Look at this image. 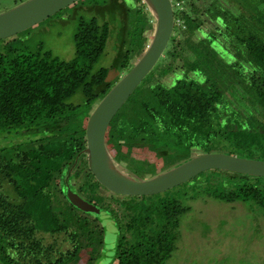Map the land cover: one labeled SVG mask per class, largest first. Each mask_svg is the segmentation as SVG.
<instances>
[{"label": "trees", "instance_id": "16d2710c", "mask_svg": "<svg viewBox=\"0 0 264 264\" xmlns=\"http://www.w3.org/2000/svg\"><path fill=\"white\" fill-rule=\"evenodd\" d=\"M113 2L125 7L130 36L141 25L140 37L131 39L136 44L109 67L96 68L110 28L95 18H79L71 60L42 44L21 48L19 33L0 41V140L14 143L0 146V264H167L181 218L198 200L240 203L257 213L254 219L264 218V177L209 170L175 189L136 197L96 181L85 153L86 115L133 68L131 55L145 52L155 30L142 0ZM172 5L174 30L150 72L155 83L145 82L109 124L111 157L141 178L208 153L264 161V0ZM77 94L81 103L74 105L69 100ZM67 189L101 213L85 197H114L112 244L102 216L74 207Z\"/></svg>", "mask_w": 264, "mask_h": 264}, {"label": "rangeland", "instance_id": "374dc122", "mask_svg": "<svg viewBox=\"0 0 264 264\" xmlns=\"http://www.w3.org/2000/svg\"><path fill=\"white\" fill-rule=\"evenodd\" d=\"M26 1L0 0V13ZM125 7L132 8V5L126 1ZM125 7H119L113 0H80L75 7H68L19 33L20 47L35 49L39 44H42L54 56L62 60H71L75 55L73 35L79 18L84 20L95 18L99 24L106 23L110 28L105 52L98 60L96 68L109 67L118 60L121 51L127 50L131 44H136V41H131L132 38L140 37L139 27L141 24L132 26L135 32L133 31L131 36L129 34L130 25L124 22V17L127 15L124 16ZM148 41H152L151 37L148 38ZM136 52L135 50L131 57L135 58L138 54ZM219 53L220 58L222 56V58L228 60L222 50ZM138 57L136 56L135 60ZM133 58L130 63L135 64L136 61ZM159 64L155 65L152 72L157 69ZM151 73L143 79L132 97L136 93L142 92L147 85L155 83L156 77L154 75L155 78H151L153 77L150 75ZM81 98L80 94H77L69 102L76 105L81 103ZM94 109L95 107L88 112L86 115L88 118ZM11 140V137L0 140V146L11 147L14 144ZM224 151L234 154L229 148L224 149ZM125 164L128 165V163ZM118 165L123 171L136 179H143L147 174L141 178L134 172L127 171L122 165ZM150 176H152L151 173L146 178ZM100 193L102 194V191ZM85 198L101 207L103 214H106V216L102 214V217L99 215V220L100 223L103 222L105 225L108 243L112 244L116 237L115 227L107 221L111 219V207H115L114 197L110 196L104 202L94 194ZM189 204L191 205L190 212L184 214L181 218L178 248L167 264H264V218L257 217L254 219L257 213H252V211L249 213L247 208L240 203L225 204L214 199H208L194 201Z\"/></svg>", "mask_w": 264, "mask_h": 264}, {"label": "water", "instance_id": "95a60500", "mask_svg": "<svg viewBox=\"0 0 264 264\" xmlns=\"http://www.w3.org/2000/svg\"><path fill=\"white\" fill-rule=\"evenodd\" d=\"M80 0H27L0 13V41L21 33ZM155 20L152 41L125 74L95 107L86 125L87 166L96 181L108 191L122 196H151L163 193L209 170H223L264 177V161L227 154L194 156L149 179L134 178L115 163L106 146V132L115 114L143 79L163 57L174 30L171 0H142ZM70 203L102 216L101 210L67 189Z\"/></svg>", "mask_w": 264, "mask_h": 264}, {"label": "clouds", "instance_id": "9594fccd", "mask_svg": "<svg viewBox=\"0 0 264 264\" xmlns=\"http://www.w3.org/2000/svg\"><path fill=\"white\" fill-rule=\"evenodd\" d=\"M171 2H172V0H171ZM173 6V5H172Z\"/></svg>", "mask_w": 264, "mask_h": 264}]
</instances>
